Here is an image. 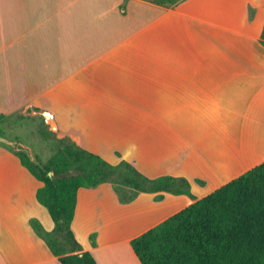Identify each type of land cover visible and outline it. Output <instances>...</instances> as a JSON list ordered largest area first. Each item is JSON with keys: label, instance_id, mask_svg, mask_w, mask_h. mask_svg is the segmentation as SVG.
Returning <instances> with one entry per match:
<instances>
[{"label": "crops", "instance_id": "0c3cea01", "mask_svg": "<svg viewBox=\"0 0 264 264\" xmlns=\"http://www.w3.org/2000/svg\"><path fill=\"white\" fill-rule=\"evenodd\" d=\"M263 27L264 0H0V118L48 113L107 163L190 185L80 188L70 228L96 264H141L133 239L264 162ZM40 187L0 145V264H60L30 226L54 228Z\"/></svg>", "mask_w": 264, "mask_h": 264}, {"label": "trees", "instance_id": "16d2710c", "mask_svg": "<svg viewBox=\"0 0 264 264\" xmlns=\"http://www.w3.org/2000/svg\"><path fill=\"white\" fill-rule=\"evenodd\" d=\"M143 1L170 7L183 0ZM261 36L264 40V27ZM3 146L41 184L36 200L48 212L54 228L47 233L35 220L30 226L60 264H96L70 228L80 188L108 183L120 203H128L140 193H190L184 179H147L125 161L111 165L70 141L41 165ZM119 186L129 189L131 195L122 193ZM130 246L141 264H264V162L192 202L133 239Z\"/></svg>", "mask_w": 264, "mask_h": 264}, {"label": "rangeland", "instance_id": "374dc122", "mask_svg": "<svg viewBox=\"0 0 264 264\" xmlns=\"http://www.w3.org/2000/svg\"><path fill=\"white\" fill-rule=\"evenodd\" d=\"M9 69V67H3ZM42 118V119H41ZM1 137L12 142L14 145L22 144L32 152L33 159L39 164L48 162L64 145L69 143L66 138L53 134L43 124V117L36 116L31 111H24L22 114L14 115L6 120L0 118ZM12 150L15 147L9 146ZM122 193L127 196L131 191L119 186Z\"/></svg>", "mask_w": 264, "mask_h": 264}, {"label": "water", "instance_id": "95a60500", "mask_svg": "<svg viewBox=\"0 0 264 264\" xmlns=\"http://www.w3.org/2000/svg\"><path fill=\"white\" fill-rule=\"evenodd\" d=\"M0 144L6 145V146H12L15 147V150L17 152L23 153L24 155H26V157L34 164L39 165L32 156V152L30 151V149L28 147L23 146L22 144H16L14 145L12 142L8 141L7 139L3 138L0 136Z\"/></svg>", "mask_w": 264, "mask_h": 264}, {"label": "built area", "instance_id": "2783aa9c", "mask_svg": "<svg viewBox=\"0 0 264 264\" xmlns=\"http://www.w3.org/2000/svg\"><path fill=\"white\" fill-rule=\"evenodd\" d=\"M43 120L45 123H48L49 121H52V116L49 115L48 113H43L42 114Z\"/></svg>", "mask_w": 264, "mask_h": 264}]
</instances>
